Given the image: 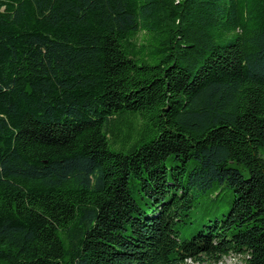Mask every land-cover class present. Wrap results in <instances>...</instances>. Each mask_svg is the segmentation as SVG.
<instances>
[{"label": "trees", "instance_id": "obj_1", "mask_svg": "<svg viewBox=\"0 0 264 264\" xmlns=\"http://www.w3.org/2000/svg\"><path fill=\"white\" fill-rule=\"evenodd\" d=\"M262 153L264 0H0V264H264Z\"/></svg>", "mask_w": 264, "mask_h": 264}, {"label": "rangeland", "instance_id": "obj_2", "mask_svg": "<svg viewBox=\"0 0 264 264\" xmlns=\"http://www.w3.org/2000/svg\"><path fill=\"white\" fill-rule=\"evenodd\" d=\"M263 156H264V153H262ZM231 197L229 191L226 192L225 195L222 196V199H226V200H229ZM227 203L226 202H223L221 205L219 206H211V210L215 211V212H219V211H222V210H227ZM220 264H244V261L242 258L238 257V256H229V257H226L224 259V261Z\"/></svg>", "mask_w": 264, "mask_h": 264}]
</instances>
